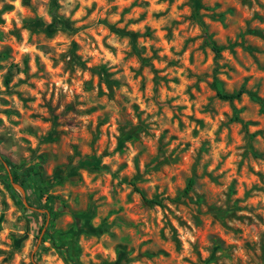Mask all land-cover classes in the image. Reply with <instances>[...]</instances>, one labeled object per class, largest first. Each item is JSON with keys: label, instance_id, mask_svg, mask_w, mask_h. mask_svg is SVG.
<instances>
[{"label": "rangeland", "instance_id": "obj_1", "mask_svg": "<svg viewBox=\"0 0 264 264\" xmlns=\"http://www.w3.org/2000/svg\"><path fill=\"white\" fill-rule=\"evenodd\" d=\"M0 264H264V0H0Z\"/></svg>", "mask_w": 264, "mask_h": 264}, {"label": "trees", "instance_id": "obj_2", "mask_svg": "<svg viewBox=\"0 0 264 264\" xmlns=\"http://www.w3.org/2000/svg\"><path fill=\"white\" fill-rule=\"evenodd\" d=\"M213 48L217 53H219L223 49V47L216 46V45ZM243 92H244V89H240L239 91L233 92V93L223 92L222 90L219 89L218 90V96L220 98H223V99H234V98L240 97ZM1 158H2L3 162L6 164V166H8L10 168V170L12 172L13 181L16 183L25 185V181L27 180L28 174L19 173L17 170H15V168L13 167V163L9 158H3V157H1ZM194 183H195V180L193 178L190 179L188 186L185 189V193H188L192 189ZM135 188H136V190L138 189L137 187H135ZM149 202L161 204V201L157 200V199H150ZM52 241H53V244H55V246L59 250L61 248H65L66 241L63 238H61L60 244H57L55 239L54 240L52 239Z\"/></svg>", "mask_w": 264, "mask_h": 264}, {"label": "clouds", "instance_id": "obj_3", "mask_svg": "<svg viewBox=\"0 0 264 264\" xmlns=\"http://www.w3.org/2000/svg\"><path fill=\"white\" fill-rule=\"evenodd\" d=\"M17 6L19 5V0H16Z\"/></svg>", "mask_w": 264, "mask_h": 264}]
</instances>
